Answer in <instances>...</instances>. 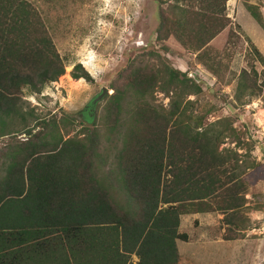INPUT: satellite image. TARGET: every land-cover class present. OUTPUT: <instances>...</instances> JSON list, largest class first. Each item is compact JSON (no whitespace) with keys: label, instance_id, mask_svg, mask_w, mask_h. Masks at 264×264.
I'll return each instance as SVG.
<instances>
[{"label":"trees","instance_id":"trees-1","mask_svg":"<svg viewBox=\"0 0 264 264\" xmlns=\"http://www.w3.org/2000/svg\"><path fill=\"white\" fill-rule=\"evenodd\" d=\"M224 1L170 0L167 7L176 27H192L199 50L225 27ZM164 14L159 7L156 39L168 22ZM40 23L25 1L0 0V135L28 137L0 154V264H178L173 240L186 238L176 229L178 214L226 211L224 223H233L246 187L237 170L246 160L218 148L224 138L238 147L231 123L216 118L203 124V116L190 110L193 101L185 99L200 87L176 68H134L107 95V109L114 112L110 127L120 120V101L130 98L115 162L103 173L95 172L93 128L64 139L51 130L31 131L36 121L8 130L14 119L24 121L22 88L39 91L62 74ZM180 37L175 39L183 44ZM69 76L89 80L77 62ZM237 76V92L257 88L253 68H241ZM154 91L167 98L164 108L149 102ZM84 120L94 125L88 114ZM45 126L54 128L56 121Z\"/></svg>","mask_w":264,"mask_h":264},{"label":"rangeland","instance_id":"rangeland-1","mask_svg":"<svg viewBox=\"0 0 264 264\" xmlns=\"http://www.w3.org/2000/svg\"><path fill=\"white\" fill-rule=\"evenodd\" d=\"M23 1L38 16L52 42L62 74L43 84L39 91L22 88L19 96L24 121L14 119L8 130L30 127L36 121L31 131H55L64 139L79 137L80 132L93 128L98 146L95 172L103 173L115 162L130 98L126 95L120 101V120L110 127L114 112L111 107L107 109V95L119 90L134 68L154 69L163 63L182 71L200 87V93L185 97L193 101V114L203 116V124L216 118H227L231 123L238 147L233 139L224 138L218 148L236 150L241 154L239 158L246 160L237 170L246 187L233 223H224L225 216H229L226 211L178 214L176 229L187 232L190 242L183 251L179 246L181 262L188 264L184 260L191 255L192 264H264V89L258 88L264 65L253 51L264 60V0H225V27L199 50L192 27L178 28L173 22L176 15L167 7L170 0ZM185 1L177 3L183 5ZM159 7L168 22L159 30L161 38L156 39ZM177 34H182L183 44L175 39ZM75 62L88 75V81L69 76ZM241 68H253L255 73L257 88L251 94L236 91ZM101 87L105 92L90 104ZM148 100L156 108H164L167 98L154 91ZM85 114L94 125L84 120ZM51 120L56 121V127L45 126ZM25 138L27 135L14 132L0 135V154ZM4 160L5 156L0 155V173Z\"/></svg>","mask_w":264,"mask_h":264},{"label":"crops","instance_id":"crops-1","mask_svg":"<svg viewBox=\"0 0 264 264\" xmlns=\"http://www.w3.org/2000/svg\"><path fill=\"white\" fill-rule=\"evenodd\" d=\"M186 235V238H185V240L184 241H181L180 239H178V238H174V247H175V250H177V263L178 264H184V263H182L181 262V255H182V253H181V251H183L182 250V248L183 247H187V246H189L190 245V242H189V240H188V237H187V235H189V234H187V232L185 233ZM198 239V238H197ZM179 246L181 247V251H180V248H179ZM190 254H192V252H189ZM135 258V260H136V257H134ZM185 258V257H184ZM191 255L186 259L185 258V260H184V262L185 263H188V264H192L191 262ZM134 260V261H135Z\"/></svg>","mask_w":264,"mask_h":264},{"label":"water","instance_id":"water-1","mask_svg":"<svg viewBox=\"0 0 264 264\" xmlns=\"http://www.w3.org/2000/svg\"><path fill=\"white\" fill-rule=\"evenodd\" d=\"M103 92H105V88H104V87H101V89H100V93L97 94L94 98H92V99L90 100V104H92L94 101H96V100L99 98V96H100L101 94H103Z\"/></svg>","mask_w":264,"mask_h":264}]
</instances>
